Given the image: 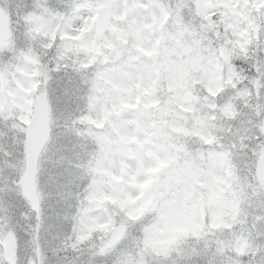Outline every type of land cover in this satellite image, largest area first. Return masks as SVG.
<instances>
[{"label": "snow or ice", "instance_id": "snow-or-ice-1", "mask_svg": "<svg viewBox=\"0 0 264 264\" xmlns=\"http://www.w3.org/2000/svg\"><path fill=\"white\" fill-rule=\"evenodd\" d=\"M0 264H264V0H0Z\"/></svg>", "mask_w": 264, "mask_h": 264}]
</instances>
